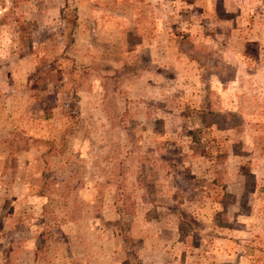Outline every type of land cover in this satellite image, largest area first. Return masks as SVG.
I'll return each mask as SVG.
<instances>
[{"label":"rangeland","instance_id":"rangeland-1","mask_svg":"<svg viewBox=\"0 0 264 264\" xmlns=\"http://www.w3.org/2000/svg\"><path fill=\"white\" fill-rule=\"evenodd\" d=\"M0 264H264V0H0Z\"/></svg>","mask_w":264,"mask_h":264}]
</instances>
